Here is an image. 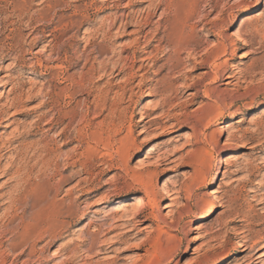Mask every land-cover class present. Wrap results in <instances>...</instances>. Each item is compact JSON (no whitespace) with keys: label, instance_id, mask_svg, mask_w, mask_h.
Returning a JSON list of instances; mask_svg holds the SVG:
<instances>
[{"label":"rangeland","instance_id":"1","mask_svg":"<svg viewBox=\"0 0 264 264\" xmlns=\"http://www.w3.org/2000/svg\"><path fill=\"white\" fill-rule=\"evenodd\" d=\"M2 109L0 264L264 263V0H0Z\"/></svg>","mask_w":264,"mask_h":264},{"label":"bare ground","instance_id":"2","mask_svg":"<svg viewBox=\"0 0 264 264\" xmlns=\"http://www.w3.org/2000/svg\"><path fill=\"white\" fill-rule=\"evenodd\" d=\"M246 12L247 11H249V9H246L245 10ZM142 17V16H141ZM141 17H140V19H141ZM143 18V17H142ZM138 19V18H137ZM143 20H145V19H143ZM140 21V20H139ZM138 21V22H139ZM232 23H234V22H232ZM139 24H140V22H139ZM138 26V25H137ZM145 26V25H144ZM190 26V25H189ZM192 26V25H191ZM192 28V27H191ZM179 29V28H178ZM192 30H193V28H192ZM144 30L142 29V27L140 26L139 27V29H138V32H140V33H142ZM75 35V34H74ZM51 37H53V36H51ZM179 43V42H178ZM178 45V44H177ZM221 45V44H220ZM179 46V45H178ZM178 48V47H177ZM223 48V47H222ZM221 52H223V51H221ZM226 52V48H225V50H224V53ZM223 53V54H224ZM188 57H190V56H188ZM88 58V57H87ZM86 58V59H87ZM85 59V61H87ZM89 59H91V58H89ZM219 63V62H218ZM226 63V60L225 61H223L221 64H216V65H214L215 67H220L221 65H224ZM117 65V64H116ZM115 65V66H116ZM57 67V66H56ZM61 68V67H60ZM126 70V69H125ZM131 71V70H130ZM123 72V71H122ZM216 72V71H215ZM127 74V73H126ZM131 75V74H130ZM128 77H129V75H128ZM132 77H133V75H132ZM220 77L221 76H219V73H215V75H214V77H213V80L214 81H217L218 79H220ZM232 76L230 75V76H228L227 78H231ZM205 94H206V92H205ZM207 97L209 96L208 94L206 95ZM10 104V103H9ZM39 106V105H38ZM13 107V104H12V102H11V104L9 105V109H11ZM109 109V108H108ZM4 112H6V111H3V109L2 110H0V117H2L3 116V114H4ZM40 115H42V114H40ZM143 116V115H142ZM38 117V116H37ZM41 117H43V116H41ZM144 117V116H143ZM39 118V117H38ZM63 119V118H62ZM65 119V118H64ZM144 119V118H143ZM142 120V119H141ZM49 121V120H48ZM58 122V121H57ZM62 122V121H61ZM64 130V129H63ZM141 132H144L143 130L141 131ZM64 134V133H63ZM62 135V134H61ZM64 136H65V134H64ZM63 136V137H64ZM189 136V135H188ZM141 183V182H140ZM144 184V183H143ZM145 185V184H144ZM149 186H150V184H149ZM138 200V202H139V204L141 205V206H143L144 204H146V200H144V198L143 199H137ZM212 210H213V208H209L208 210H207V213H206V215L203 217V218H207L208 216H209V214L212 212ZM133 215H134V213H133ZM134 217V216H133ZM139 217H140V215L138 214V212H135V218H137V221H141L140 219H139ZM155 218H157V217H155V215H153V214H151V219H155ZM200 218H202V217H199L198 218V220L200 219ZM146 219H147V217H146ZM156 220V219H155ZM151 221H153V220H151ZM113 228H114V226L113 227H111L110 229H108L109 231L108 232H110V231H112L113 230ZM107 232V233H108ZM106 233V232H105ZM4 234V233H3ZM1 236V235H0ZM56 236V235H55ZM94 237V236H93ZM246 237V236H245ZM240 238V237H239ZM241 238H243V237H241ZM95 239H96V237H95ZM239 240V239H238ZM244 241H245V239H244ZM243 241V239H240V242H238L237 243V245H236V249H239V248H241V247H245V245H246V241L244 242ZM1 242V241H0ZM94 242H96V241H94ZM142 242H144V241H142ZM1 244V243H0ZM141 244H144V243H141ZM93 245V244H92ZM91 245V246H92ZM95 245V244H94ZM90 246V247H91ZM263 247V246H262ZM243 249V248H242ZM245 249V248H244ZM5 251V250H4ZM91 251V250H90ZM228 256L229 255H223L218 261H216L214 264H223V263H225V262H227L228 261ZM256 258H258V257H256ZM247 259V258H246ZM250 260H251V258H250ZM2 261V260H1ZM244 261V260H243ZM248 261V260H247ZM253 262V261H252ZM255 263V262H254ZM248 264V263H247ZM251 264V263H250ZM264 264V263H263Z\"/></svg>","mask_w":264,"mask_h":264}]
</instances>
